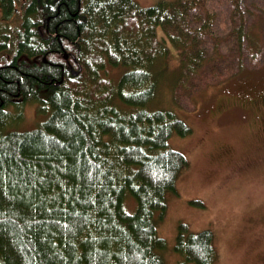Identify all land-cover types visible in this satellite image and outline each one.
Instances as JSON below:
<instances>
[{
	"label": "trees",
	"instance_id": "1",
	"mask_svg": "<svg viewBox=\"0 0 264 264\" xmlns=\"http://www.w3.org/2000/svg\"><path fill=\"white\" fill-rule=\"evenodd\" d=\"M1 1L0 60L11 64H0V264H163L155 217L188 164L168 138L191 127L146 109L152 70L171 48L182 74L212 80L240 68L253 51L247 15L264 10L256 0ZM107 65L124 71L113 80ZM11 97L44 118L11 129ZM212 239L180 224L177 264H212Z\"/></svg>",
	"mask_w": 264,
	"mask_h": 264
},
{
	"label": "rangeland",
	"instance_id": "2",
	"mask_svg": "<svg viewBox=\"0 0 264 264\" xmlns=\"http://www.w3.org/2000/svg\"><path fill=\"white\" fill-rule=\"evenodd\" d=\"M135 1L148 6L158 0ZM255 3L264 10V3ZM251 11L244 48L253 51L240 68L227 64L212 80L182 74L180 54L171 48L165 64L160 68L158 61L152 70L155 76L159 71V81L146 109L172 110L191 127L168 138L188 164L165 193L164 214L155 217L156 233L166 242L158 251L163 264L181 259L173 249L180 224L187 234L212 231V264H264V12ZM2 23L0 9V29ZM215 43L220 50L230 48L222 38ZM123 71L107 65L102 73L116 80ZM17 108L11 129H31L44 118L35 104ZM126 204L132 210V201Z\"/></svg>",
	"mask_w": 264,
	"mask_h": 264
},
{
	"label": "flooded vegetation",
	"instance_id": "3",
	"mask_svg": "<svg viewBox=\"0 0 264 264\" xmlns=\"http://www.w3.org/2000/svg\"><path fill=\"white\" fill-rule=\"evenodd\" d=\"M50 18H47V21L49 20ZM0 64H11L9 61H8V58H5V60H0ZM19 98H21L20 96H18ZM15 98V97H11L10 98V101H7V106H8V110L9 112L11 111H14L16 110V105L19 104L21 105V103L24 101L22 99H19V98ZM16 104V105H15ZM23 104H27V103H23Z\"/></svg>",
	"mask_w": 264,
	"mask_h": 264
},
{
	"label": "bare ground",
	"instance_id": "4",
	"mask_svg": "<svg viewBox=\"0 0 264 264\" xmlns=\"http://www.w3.org/2000/svg\"><path fill=\"white\" fill-rule=\"evenodd\" d=\"M2 39V38H1ZM77 61V60H76ZM11 116H13V115H11ZM39 123V122H38Z\"/></svg>",
	"mask_w": 264,
	"mask_h": 264
}]
</instances>
